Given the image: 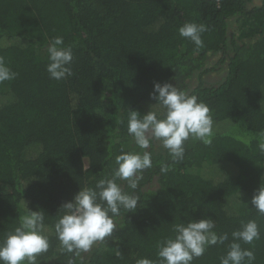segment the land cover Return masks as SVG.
I'll return each instance as SVG.
<instances>
[{"label":"trees","instance_id":"1","mask_svg":"<svg viewBox=\"0 0 264 264\" xmlns=\"http://www.w3.org/2000/svg\"><path fill=\"white\" fill-rule=\"evenodd\" d=\"M185 22L207 26L203 47L179 35ZM57 36L73 53V75L60 81L46 71V48ZM32 50L45 57L31 58ZM214 54L223 77L205 83ZM0 56L17 73L0 84V237L27 207L41 210L50 247L37 259L68 264L72 254L61 252L54 230L60 206L79 188L111 178L121 150L144 151L127 131L129 112L154 109L153 83L168 82L210 108L212 143L189 140L176 162L154 141L147 149L153 167L138 188L117 181L139 196L137 209L114 217L112 236L75 264L156 260L157 242L172 235V224L201 218L229 239L192 264H220L232 231L249 220L260 239L241 246L264 264V215L251 205L264 183V0H0Z\"/></svg>","mask_w":264,"mask_h":264},{"label":"clouds","instance_id":"2","mask_svg":"<svg viewBox=\"0 0 264 264\" xmlns=\"http://www.w3.org/2000/svg\"><path fill=\"white\" fill-rule=\"evenodd\" d=\"M208 30L204 24L185 22L178 33L197 47H203L202 33ZM49 63L46 71L51 79L60 81L73 75L72 48L63 46V38L54 37L46 48ZM17 73L0 56V84L15 79ZM150 97L156 107L141 114L130 110L127 131L142 152H125L116 155V167L111 178L96 181L94 187L79 188L72 200L60 208L63 214L54 224L60 250L71 253L68 264H75L74 257L91 250L92 246L112 236L117 227L114 217L134 212L139 196L124 191L117 181H125L127 187L136 190L144 170L153 167L152 153L147 151L154 141L168 151L173 161L184 159L186 143L191 140L210 145L214 136V121L210 108L196 95H189L171 83L154 82ZM258 148L264 152V131L260 134ZM166 163L160 172L167 173ZM251 205L264 215V183H260L251 197ZM215 222L210 218L190 219L171 225L172 235L157 242V259L140 258L136 264H192L204 255L207 247L222 245L229 239L228 233L217 234ZM45 213L26 208L14 229L0 237V264H40L38 256L49 250V237L44 234ZM232 242L220 264H255V253L244 244L252 245L260 239L255 220L241 222L238 230L231 233Z\"/></svg>","mask_w":264,"mask_h":264},{"label":"rangeland","instance_id":"3","mask_svg":"<svg viewBox=\"0 0 264 264\" xmlns=\"http://www.w3.org/2000/svg\"><path fill=\"white\" fill-rule=\"evenodd\" d=\"M255 2L258 3L259 0H254V3ZM29 55L31 58H34V59H42L45 57V54L43 53V51H40V50L38 51L32 50L31 52H29ZM206 69L207 71L202 75L203 76L202 80L205 83H217L223 77L222 70H224V66L217 64V54H214L213 56H210L207 59ZM84 162L85 164H87V160H85Z\"/></svg>","mask_w":264,"mask_h":264}]
</instances>
